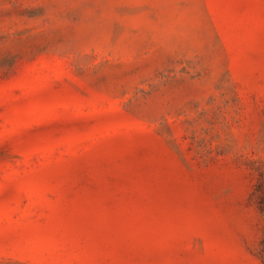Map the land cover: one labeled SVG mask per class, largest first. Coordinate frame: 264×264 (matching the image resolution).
I'll use <instances>...</instances> for the list:
<instances>
[{
  "label": "rangeland",
  "instance_id": "1",
  "mask_svg": "<svg viewBox=\"0 0 264 264\" xmlns=\"http://www.w3.org/2000/svg\"><path fill=\"white\" fill-rule=\"evenodd\" d=\"M0 264H264V0H0Z\"/></svg>",
  "mask_w": 264,
  "mask_h": 264
}]
</instances>
